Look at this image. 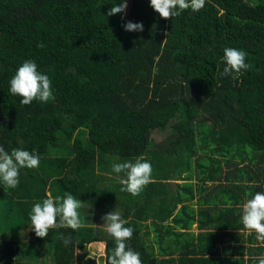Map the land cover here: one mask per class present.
<instances>
[{
  "label": "trees",
  "instance_id": "16d2710c",
  "mask_svg": "<svg viewBox=\"0 0 264 264\" xmlns=\"http://www.w3.org/2000/svg\"><path fill=\"white\" fill-rule=\"evenodd\" d=\"M126 2L108 16L120 0H0V146L40 160L19 169L15 189L0 183V264H70L74 249L76 264H93L115 246L100 225L111 211L133 229L126 244L142 264H261L264 242L240 217L264 192V0H205L172 19L150 0ZM226 47L249 68L221 77ZM26 60L51 81L47 103L9 93ZM167 129L159 145L153 133ZM137 159L151 161L152 182L132 196L112 165ZM65 193L81 201L84 227L37 237L33 204Z\"/></svg>",
  "mask_w": 264,
  "mask_h": 264
},
{
  "label": "clouds",
  "instance_id": "9594fccd",
  "mask_svg": "<svg viewBox=\"0 0 264 264\" xmlns=\"http://www.w3.org/2000/svg\"><path fill=\"white\" fill-rule=\"evenodd\" d=\"M205 5V0H150V6L161 18L172 19L181 15L186 9L193 12L201 10ZM127 8L126 0H120L119 4H114L107 15L123 14ZM126 31H143V25L139 22L128 21L122 24ZM37 47L43 48V43H38ZM223 61L225 67L219 73L221 77L240 74L242 70L249 68L245 63L246 52L231 47L224 50ZM9 93L13 96L21 97L20 103L30 105L34 100L47 103L53 99L51 91V81L46 74L37 70V65L32 60L24 61L16 70L9 81ZM40 165L39 156L27 150L13 148L9 153L0 146V183L10 189H15L19 184V169L38 168ZM112 171L123 173L124 178L119 180L122 185L121 192L130 193L132 196L140 194L142 189L152 182V165L148 161L137 159L135 162L114 163ZM81 201L72 194L65 193L63 197L53 198L50 194L48 198L41 202L34 203L29 218L31 230L39 238L48 236L51 228H71L78 230L84 227L78 209ZM58 218V221H57ZM106 222L105 231L113 238L115 246L110 255L105 257V264H142L140 254L126 244L133 235L131 227H125L126 220L121 219L120 213L111 211L102 217ZM241 223L249 234L255 233L256 239L264 242V192L255 193L242 205ZM65 245L70 243L64 240ZM264 264V261H261Z\"/></svg>",
  "mask_w": 264,
  "mask_h": 264
},
{
  "label": "rangeland",
  "instance_id": "374dc122",
  "mask_svg": "<svg viewBox=\"0 0 264 264\" xmlns=\"http://www.w3.org/2000/svg\"><path fill=\"white\" fill-rule=\"evenodd\" d=\"M171 131L170 130H166L165 132H160V131H155L154 133H153V138H154V140L159 144V145H161V144H164V141L166 140V138L167 137H169L170 135H171ZM148 162H150L151 163V161H149V160H147ZM116 177H118V176H116ZM119 178H124V176L122 175V174H120L119 175ZM175 182H179V183H181V182H183L182 180H177V181H173V183H175ZM192 183H193V185H196L197 184V182H198V179H197V177H195V179L194 180H192L191 181ZM209 185H211V187H213L214 186V184H212L211 182H209L208 183ZM172 188L174 187L173 186V184H172V186H171ZM180 206H181V204H178L177 205V208H176V210H175V213H178V211H179V208H180ZM103 217V216H102ZM130 219H134V210H132V212H131V217L128 219V221L130 220ZM151 219H149L148 221H146L145 223H147L148 224V227L146 228V230L147 231H149V229H151L152 231H153V229H152V226H153V223H152V221H150ZM169 222L170 223H167V222H164V224L165 223H167V224H171V219H169ZM100 225L101 226H104L105 227V225H106V222H104V223H100ZM188 233H195V234H197L198 233V230L196 229V227H192L190 230H188L187 231ZM148 237V239H151V240H153L154 242H155V240H156V236H155V233L154 232H152V234L150 235V236H147ZM156 245V251L157 252H160V246H159V244H155ZM69 248L70 247H72L71 245H69L68 246ZM73 248V247H72ZM99 251L101 252V253H103V251H104V248L103 249H100L99 248ZM79 252H81V251H79ZM78 252H76V250L74 249L73 250V253L71 254V258H70V264H76V262H77V254ZM95 253L94 252H92V255H94ZM103 254H100V253H98V254H96V256H95V259H96V262H93V264L95 263V264H103V261H102V259H104L103 257H100V256H102ZM161 255H162V257H165V258H170V256H166V255H163L162 253H161ZM175 257H178L177 255L175 256ZM90 262H88L87 260H85L84 261V264H89ZM45 264H54L53 263V261L52 260H50V261H46V263ZM91 264V263H90Z\"/></svg>",
  "mask_w": 264,
  "mask_h": 264
}]
</instances>
